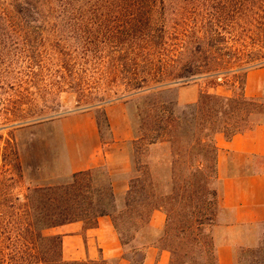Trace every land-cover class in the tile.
<instances>
[{
	"label": "trees",
	"instance_id": "obj_1",
	"mask_svg": "<svg viewBox=\"0 0 264 264\" xmlns=\"http://www.w3.org/2000/svg\"><path fill=\"white\" fill-rule=\"evenodd\" d=\"M16 31L26 50L45 42L60 52L69 44L95 45V87L106 95L95 107L102 110L101 115L95 111L101 138L105 126L112 139L102 109L107 101L140 94L161 97L204 80L212 81L210 89L222 87L231 96L204 92L196 103L183 106L176 99L150 101L152 121L141 125L142 135L131 145L138 157L153 145L169 144L170 184L137 159L138 175L130 179L122 206L110 175L106 182L95 180V188L91 180L81 182L103 168L74 174L64 186L28 188L24 197L16 196L26 206L25 232L33 249L15 246V252L0 256V264H109L65 262L62 237L45 231L73 223L94 229L100 218L109 217L125 249L157 211L166 215V225L149 247L168 251L169 264H219L213 239L221 199L216 136L230 141L253 131L264 117V99L245 94L248 73L264 69V0H0V40L17 38L12 35ZM6 55L0 52L2 59ZM66 67L53 80L57 88L65 87ZM220 79L225 82L216 84ZM5 86L14 89L13 84ZM14 94L0 99L6 116L0 126L44 118L27 114L30 95ZM173 204L189 205L179 214ZM253 254L255 264H264V238ZM123 259L144 264L145 252L135 250Z\"/></svg>",
	"mask_w": 264,
	"mask_h": 264
},
{
	"label": "rangeland",
	"instance_id": "obj_2",
	"mask_svg": "<svg viewBox=\"0 0 264 264\" xmlns=\"http://www.w3.org/2000/svg\"><path fill=\"white\" fill-rule=\"evenodd\" d=\"M189 26L196 27L195 24H189ZM91 31L95 32V27H92ZM19 34L21 33L18 31L12 33L13 36L20 39ZM17 38L14 37L9 42L0 40V52H7L6 57L3 59L0 57V99L6 98L7 92L9 94L15 93L14 95H30V102H28L30 104L25 107V110L28 111L27 114H43L44 118L14 126H0V256L15 252V246L22 251L33 249L31 244L34 241L25 232L29 220L26 206L17 203L15 201L16 196L24 197L28 188L59 187L72 181V179L60 180L56 184L48 186L38 176L39 168L44 165L46 159L50 163L52 159L58 161V154L64 156V152L61 153L60 151L61 145L57 141L61 137L59 125L56 123L51 125V122H59L70 116L88 113L95 119V111L99 112L100 115L102 111L95 110L96 105L101 103L99 102L101 98H106L103 89L97 90L98 87H95V45L77 48L76 45L69 44L68 46L65 45L66 50L64 52H60L54 50L52 44L45 42L35 43L26 50L27 48H24L21 39ZM64 66H67V70L62 72L65 74V87L61 89L54 85L53 80H55L60 68ZM30 80L33 84L28 83ZM224 82L223 79H220L216 84H223ZM21 83L24 84L21 85ZM6 84H13V91L10 89L7 91ZM195 85H199L204 91L214 86L211 80L199 81ZM30 86L35 87L30 89ZM160 98L164 101L175 100L177 89L166 92L161 97L140 94L119 100L115 99L107 101L108 105L101 107L107 114V110L109 111L114 106H125L124 115H127L134 137L140 138L142 135L140 132L141 125L147 121H152L148 115L149 103ZM16 113L18 114V112ZM5 118L4 110H0V124ZM102 133V141L110 142L111 138L105 126ZM169 147V144L153 145L149 147L147 152L142 150V153H139L137 157L134 155L133 146L130 142L127 147L130 159L128 183L131 178L138 175L135 169V160L138 159L148 167L151 173L159 176L164 184H170L172 169ZM18 164L21 167L20 170L17 169ZM99 168H103V173L83 176L81 182L87 184L91 180L93 188H95V180L99 183L100 181L106 182L107 174L110 175L109 168ZM216 188L219 189V185H216ZM125 193L124 191L117 194L119 206L124 203ZM173 205L176 206L179 214H184L186 212L184 209L189 204ZM159 213L155 212L153 217L155 214L157 217L159 215L160 218L157 219L156 217L154 221L156 225L159 223L160 227L156 229L150 227L151 225L147 226L130 246L125 249L122 248L121 258L107 260L108 263L129 264L123 259L124 257H132L135 250L146 252L149 242L156 241L163 235L167 217L164 213ZM262 238H264V225ZM260 243L261 240L258 246L238 248L234 253V264H255L253 252L259 248ZM136 259L140 260L141 257L138 256Z\"/></svg>",
	"mask_w": 264,
	"mask_h": 264
},
{
	"label": "crops",
	"instance_id": "obj_3",
	"mask_svg": "<svg viewBox=\"0 0 264 264\" xmlns=\"http://www.w3.org/2000/svg\"><path fill=\"white\" fill-rule=\"evenodd\" d=\"M209 93L231 96L223 88L208 89ZM199 85L177 89L179 105L194 104L202 93ZM245 94L251 99H264V69L251 71L247 76ZM125 106H114L107 117L112 139L103 142L90 114L70 116L51 125H59L60 151L58 161L46 159L38 176L52 186L60 180L68 181L74 174L108 167L116 194L128 190L130 159L128 145L135 137L129 126ZM218 147V175L220 179V208L213 227L219 264H234V253L241 247L258 246L264 225V117L253 131L234 136L227 141L216 136ZM43 170V171H41ZM41 172V173H40ZM157 214H160L157 211ZM154 215L151 226L156 225ZM159 215L157 219H159ZM47 236L62 237V257L65 262H87L121 258L122 247L109 217L98 220L94 229L73 223L45 231ZM170 253L148 247L144 264H169Z\"/></svg>",
	"mask_w": 264,
	"mask_h": 264
}]
</instances>
